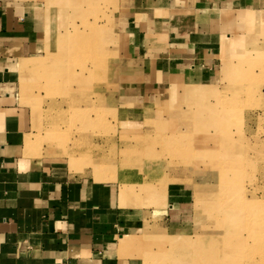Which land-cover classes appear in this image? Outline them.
Here are the masks:
<instances>
[{"label":"rangeland","instance_id":"1","mask_svg":"<svg viewBox=\"0 0 264 264\" xmlns=\"http://www.w3.org/2000/svg\"><path fill=\"white\" fill-rule=\"evenodd\" d=\"M12 1L54 20L50 68L22 87L40 153L149 200L143 230L124 237L143 264H264V24L213 82L158 85L119 59V0ZM174 184L190 203L168 228Z\"/></svg>","mask_w":264,"mask_h":264},{"label":"crops","instance_id":"2","mask_svg":"<svg viewBox=\"0 0 264 264\" xmlns=\"http://www.w3.org/2000/svg\"><path fill=\"white\" fill-rule=\"evenodd\" d=\"M119 2V59L158 85L213 82L254 24H264V0ZM31 3L0 0V264H143L139 243L124 237L143 230L149 200L118 180L70 171L35 142L22 87L50 68L57 39L52 12ZM177 192L174 184L159 208L168 228L190 203L187 189Z\"/></svg>","mask_w":264,"mask_h":264},{"label":"bare ground","instance_id":"3","mask_svg":"<svg viewBox=\"0 0 264 264\" xmlns=\"http://www.w3.org/2000/svg\"><path fill=\"white\" fill-rule=\"evenodd\" d=\"M233 210V209H232ZM225 213V212H224Z\"/></svg>","mask_w":264,"mask_h":264}]
</instances>
